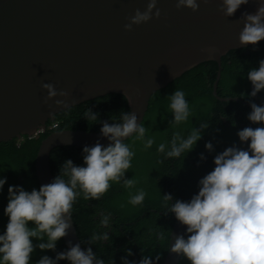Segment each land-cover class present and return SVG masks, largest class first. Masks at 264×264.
Segmentation results:
<instances>
[{
	"label": "water",
	"instance_id": "95a60500",
	"mask_svg": "<svg viewBox=\"0 0 264 264\" xmlns=\"http://www.w3.org/2000/svg\"><path fill=\"white\" fill-rule=\"evenodd\" d=\"M147 2L0 0V143L43 133L48 121L67 110L57 107L56 99H65L69 109L105 95H120L141 124L154 93L210 61L218 68L213 96L221 102H238L217 94L221 58L229 51L252 46L238 42L243 28L240 19L242 13H255L258 0H249L228 18L219 11L221 0H198L196 12L178 10L176 0H158V19L125 31L129 18L136 10L143 12ZM43 83L69 95L45 104ZM97 142L105 147L109 144L101 132L57 130L48 134L40 142L34 163L39 187L54 180L49 163L53 149H83ZM70 224L68 235L62 238L66 249L76 244L84 249L73 219ZM185 233L178 221L172 226L166 255L159 264L179 263L181 258L170 248L175 236Z\"/></svg>",
	"mask_w": 264,
	"mask_h": 264
},
{
	"label": "clouds",
	"instance_id": "9594fccd",
	"mask_svg": "<svg viewBox=\"0 0 264 264\" xmlns=\"http://www.w3.org/2000/svg\"><path fill=\"white\" fill-rule=\"evenodd\" d=\"M157 2L148 0L143 12L136 10L124 30L131 31L133 25L158 19L161 12L156 7ZM248 2L221 0L219 11L228 18ZM176 8L196 12L199 3L198 0H176ZM240 20L243 21L238 36L241 46H255L264 40V0H258L255 13H242ZM247 79L252 85L250 97L264 90V60L259 61L258 69L248 71ZM41 87L47 92L45 104L57 96L66 98L69 95L66 91H57L50 83H43ZM169 100L173 122L179 125L186 121L190 109L185 93L175 90ZM55 104L68 109L65 99H56ZM250 108L247 119L251 124L261 126L245 127L237 132L241 143L248 142L247 150L234 145L217 154L213 170L199 181L198 194L188 202L177 200L171 204L169 212L186 228V233L175 236L170 252L186 260L187 264H264V105L250 103ZM85 116L94 121L98 118V114L91 110H87ZM207 127L200 125L186 138L177 133L172 138L170 150L165 151L167 146L161 143L158 151L168 158L180 157L193 149ZM146 131L142 124L137 123L134 112H123L121 122L109 124L105 121L102 124L100 132L109 141L107 147L97 142L83 148L84 166H76L71 160L65 161L54 180L38 191L33 189L28 192L21 187L10 186L4 209L8 223L4 234L0 235V264H30L34 251L33 238L45 241L46 237V242L35 247L41 251H54L56 242L68 235L78 187L84 198L91 200L100 199L110 188V182L123 180L126 187L132 188L135 181L124 179V176L131 167L134 152L124 141L133 134L143 140ZM153 143L150 138L145 147L151 148ZM205 149L211 152L212 143H206ZM200 159H204L203 155ZM5 183L6 179H0V190ZM145 196L146 193L140 190L131 196L129 203L139 205ZM163 199L170 202L172 197L165 194ZM29 223L33 227L29 228ZM108 223L109 217L104 216L101 224L108 227ZM92 239L107 241L109 236L103 233ZM126 255L131 256V250ZM60 260H67L69 264H104L91 247L84 250L80 244L58 253L55 260L44 256L37 264H57ZM160 260L159 255L154 260L145 256L139 264H156ZM123 264H129V261L125 258Z\"/></svg>",
	"mask_w": 264,
	"mask_h": 264
},
{
	"label": "trees",
	"instance_id": "16d2710c",
	"mask_svg": "<svg viewBox=\"0 0 264 264\" xmlns=\"http://www.w3.org/2000/svg\"><path fill=\"white\" fill-rule=\"evenodd\" d=\"M264 60V42L255 46L229 51L221 58V73L217 85V93L222 98H237L243 101L227 100L220 102L212 95V85L216 78L217 65L206 62L185 72L165 88L154 93L148 104L142 125L146 128L143 140L133 134L124 142L134 152L131 167L125 173L124 179H133L132 188L119 183L110 182L108 191L97 200L85 199L79 187L78 195L73 202L72 219L82 247L92 248L98 259L107 264H123L126 258L129 264H139L145 256L154 260L159 255L165 257L169 234L177 222L174 214L169 212L172 203L180 200L188 202L198 194L199 181L214 168L213 160L217 154L226 148L236 146L247 150L248 142L241 143L237 132L245 127H260L249 122L247 116L251 112L249 103H253L250 82L247 73L258 69L259 61ZM175 90L185 93L190 115L179 125L173 122L169 97ZM264 94V90H261ZM251 100V101H250ZM247 103V105L245 104ZM91 110L98 114L97 121L87 119L85 113ZM123 112L129 113L127 102L123 96L109 94L81 103L62 111L48 121L46 128L57 123L56 128L45 130L36 137L12 139L0 143V179L6 183L0 190V235L4 234L8 217L4 209L8 203V188L21 187L31 192L39 190L35 177L34 163L40 142L51 132L57 130H81L100 132L103 122L119 123ZM200 125H208L202 131L201 139L193 149L180 157L168 158L158 151L161 143L170 150L174 135L179 133L186 138L193 129ZM153 139L151 148L145 147L148 139ZM211 142V152L205 149V144ZM82 148L70 146L57 147L51 151L49 163L53 177L59 174V169L65 161L71 160L76 166H84ZM203 155L204 159L200 157ZM65 180L68 177H64ZM140 190L146 193L144 201L139 205L129 203L131 196ZM169 194L172 200L165 201L163 196ZM104 216L109 217L108 227L101 224ZM29 228L33 227L29 223ZM107 233L109 239L93 240L95 235ZM32 239L34 251L30 264L44 256L55 260L56 255L67 251L62 239L56 242L55 250L41 251L35 245L41 242ZM131 250L132 255L126 253ZM57 264H69L67 260L57 261ZM178 264H187L180 259Z\"/></svg>",
	"mask_w": 264,
	"mask_h": 264
},
{
	"label": "flooded vegetation",
	"instance_id": "af4514ba",
	"mask_svg": "<svg viewBox=\"0 0 264 264\" xmlns=\"http://www.w3.org/2000/svg\"><path fill=\"white\" fill-rule=\"evenodd\" d=\"M252 91V90H251ZM218 94V93H217ZM212 95H213V93H212ZM215 99H217L216 97H215ZM226 99H230V98H226ZM251 100L252 101H254L253 103H256L257 105H264V94H261L260 92L259 93H257V95L255 96V97H251ZM250 100V101H251ZM219 101V100H218ZM239 101L240 102H242L243 103V101L242 100H240L239 99ZM221 102V101H220ZM246 105H247V103H245ZM248 106H250V103L248 104ZM53 125H55V128H56V126H57V123H53V124H51L48 128H47V130H51L52 128V126ZM85 132H87V131H85Z\"/></svg>",
	"mask_w": 264,
	"mask_h": 264
},
{
	"label": "built area",
	"instance_id": "2783aa9c",
	"mask_svg": "<svg viewBox=\"0 0 264 264\" xmlns=\"http://www.w3.org/2000/svg\"><path fill=\"white\" fill-rule=\"evenodd\" d=\"M51 128H52V129L55 128V125H53Z\"/></svg>",
	"mask_w": 264,
	"mask_h": 264
}]
</instances>
